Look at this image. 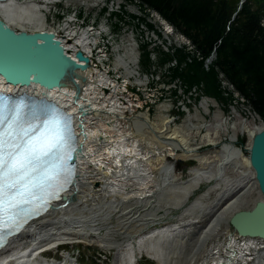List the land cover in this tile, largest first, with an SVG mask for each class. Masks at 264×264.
<instances>
[{
    "label": "rangeland",
    "instance_id": "rangeland-1",
    "mask_svg": "<svg viewBox=\"0 0 264 264\" xmlns=\"http://www.w3.org/2000/svg\"><path fill=\"white\" fill-rule=\"evenodd\" d=\"M18 1L24 3L31 0ZM51 1L53 2L54 0ZM239 1L236 0V2ZM16 7V5L10 4L9 8L16 11ZM49 9V11L43 12L48 29L52 27L56 31L63 29L62 32L65 33L64 17L72 14L78 15L76 26L80 25L83 28L80 30L81 35L75 39L83 36L88 40L90 37L91 40L89 39V41H93V44L96 41L101 42V50L108 47L107 54H104V57L97 54V66L104 70L100 71V73H103L105 78V73L109 71L111 77L120 81L119 87H122L125 93L116 94L117 90L112 86L109 88L108 93L117 95L116 99L122 98L126 101L125 106L131 107L124 114L126 117L143 114L149 117L150 124H158L162 122V119H168L171 121L172 129L178 130L182 137L188 140L194 148H197V151L194 152V157H187L182 149L175 152L171 151L173 155L164 157L168 153V151L166 152L168 146L155 141V136L152 133H149L148 136L146 135L147 137L138 135L141 147L144 148L143 151L146 154L148 153L149 160L153 162L151 166L147 167L149 173L147 178L145 174L142 176L145 177L143 181L148 179L149 184L153 186L151 191L149 190L150 192L147 191V194L151 195L149 199H146L149 202L141 201L137 203L138 205H133L132 203L136 201L132 200L130 206L125 210L130 211V213H127L119 220L120 212H113L111 213L113 217L108 220L111 223L102 227L98 225L101 229L92 231L96 238H90L83 244L68 245V250L66 251L57 252L54 250L52 258H54L55 254V257L61 259L57 263L62 264H160L161 262L154 259V257H150L146 252L145 246L147 243H142L141 237L150 235L155 232V229H164L176 225L179 228L181 224L199 220L201 217L207 218L218 202L221 200L223 202L232 195L236 185L242 184L244 180L249 179L251 176L255 180L253 169L248 168L244 161L239 162L241 167L234 162L227 163L223 166L224 168L222 167L219 170L218 162H212L214 158H208L205 164L199 161V158L211 155L213 151L219 150L223 143L229 142L230 135L234 133L233 128L236 127L235 146L239 149L241 148L243 158L247 159L250 140L249 135L243 131L242 125L244 121H250L253 116H257L260 119L261 117L254 113L245 99L242 100L236 95L228 103H225L223 100L203 95L197 89H192L188 92L181 85L180 80L171 81L169 67L175 65L176 60L173 59L161 65L160 56L158 57V55H161L162 50L174 53L176 49L183 47L187 53H192L190 48L187 47L188 41H185L175 29L169 28L166 20L162 22L161 19H158L157 13L154 11L148 13L137 2L130 0H58V2L51 3ZM37 13L39 12L30 10L28 15L29 17H35ZM91 26L95 28V31L87 35L84 29L88 28L91 30ZM26 27L28 30H34L37 25L28 24ZM66 36L70 37L71 35ZM147 42L150 44L149 49L152 53V58L151 64L148 65L150 68L145 69L141 59L144 57L143 52ZM130 51L133 52V56L136 59V62L130 66L133 72L131 80L128 79L127 68L120 66L118 63V57L128 55ZM214 58H209L205 65L211 63ZM191 60L190 55L187 61L191 62ZM221 87L224 92H233L223 80L221 81ZM176 88L177 93L174 94V89ZM225 95L229 96L228 93H225ZM208 98L213 100L209 108L204 105L205 100ZM198 109L199 111L202 109L200 111L202 114L200 113L198 114L199 116H196ZM193 117L199 121L189 122L188 120L193 119ZM120 127L121 131H127L125 121ZM217 133H221V143L217 146L211 145ZM241 138L245 140L244 143L240 142ZM162 159L164 160L162 161ZM164 163L168 165L169 169L171 168V176L176 179H186L193 167L206 168L213 178L204 179L201 177L198 188L185 200V194L183 189H181L182 186L169 183L159 177L160 167ZM255 185H251L249 194L245 193L243 195V200L237 209H250L261 198L262 195L258 186L256 183ZM172 192L173 196H171ZM134 214L137 215V218H134ZM136 219L137 223L135 224ZM118 221L123 222L121 225L126 224L124 231L119 229L122 226H118ZM202 227L205 226L200 223H192V225L189 224L184 228L181 227L178 233L163 235L158 237V239L154 238L152 242L162 249V253L165 251V254L170 253V256L175 253L174 264H186L188 262L187 257L195 252L199 246L200 235L204 229ZM88 230L90 229L88 228ZM113 230L116 236L109 234ZM130 230H132V233H129ZM231 234L237 235L233 227L229 223L228 225L225 222L221 224L219 230L202 244L201 251L195 257L197 258L196 263L199 264L206 261L209 256L208 253L213 251L218 245L220 249L225 251L227 256ZM106 236L110 240L103 239V242L101 237ZM69 238L67 239L68 241H79L72 237ZM245 242L241 243L247 245ZM48 244L45 242L44 246ZM131 249L138 251L135 252V259L132 256L134 260L130 259L131 255H134ZM261 249L253 251L255 253L253 256L256 259L258 256H264V248L263 251ZM217 251L218 249L214 250L213 253L217 254ZM130 252L133 254H130ZM246 252L249 253L244 247L242 249L243 254L241 252L238 254L242 258L241 263H238L246 264L243 258L245 256L252 257L248 254L245 255ZM52 258L49 259L51 264L55 262ZM64 260L67 262L64 263ZM252 262L253 260L249 261V264H253Z\"/></svg>",
    "mask_w": 264,
    "mask_h": 264
},
{
    "label": "bare ground",
    "instance_id": "bare-ground-1",
    "mask_svg": "<svg viewBox=\"0 0 264 264\" xmlns=\"http://www.w3.org/2000/svg\"><path fill=\"white\" fill-rule=\"evenodd\" d=\"M55 1L58 2V0H54L53 2ZM53 2L51 0H31L21 3L18 0H0V18L5 19L6 23H9L19 31L28 30L26 25L34 24L37 25L34 30L40 29L54 32L56 37L61 39L67 49L66 51L74 58L76 57L75 51H83L89 57V62H82L88 64V66L85 69H78L76 71V82L64 81L65 84L60 88L48 90L37 84L15 86L8 84L0 76V90L7 93L10 92L11 94L22 92L35 97L53 99L61 107L65 108L66 112L73 116L74 127L77 128V131L76 129L75 131L79 136L78 148L80 147V151L77 150L76 152L78 175L71 188L64 192V199L54 203L53 207L45 215L29 224L0 251V264H44V260L35 254L36 249L34 247L36 245L44 242L49 243L48 245H53L59 241L70 239L69 237L78 239V242L86 243V240L93 237L96 238L92 231H99L102 226H107L108 223H111L108 221L111 220L109 218L113 217L111 213L119 211L118 217L120 220L127 213H130V211L125 210L130 206L132 200L136 201L132 203L133 205H138L137 203L149 199L151 195L147 194V191H151V187L153 186L149 184L148 179L144 181L143 179L147 178L149 174L147 167L151 166L153 162L149 160L148 153L146 154L143 151L144 148L141 147L138 135L147 137L149 133H152L155 136V141L168 146L166 149L168 153L164 157L173 155V152L179 149L185 151L184 153L187 157H194V152L197 151V148H194L188 140L182 137L178 130L172 129L171 121L168 119H162V122L158 124H150V119L146 115L139 114L132 117L124 115L131 107L125 106L126 101L122 98L116 99L117 95L108 93V91L111 87L110 84L116 88V94L118 95L124 94L125 91L116 83V78L110 76L109 71L105 73V78L104 74L100 73V71L104 70L94 65L91 52L93 41H89L91 38L89 37L87 40L81 36L75 39L81 35V31L76 30L71 24L69 26L64 25V34L61 32L57 33L54 27L49 29L46 27L47 21L43 12L49 11L50 4ZM10 4L17 6L16 11L9 8ZM30 10H35L39 13L35 17H29L28 12ZM156 16L162 22L164 21L160 15L157 14ZM66 35H71L72 37H67ZM135 62V56H133V52L131 51L128 55L118 57L119 65L127 68V76L130 80L133 76L130 66ZM107 77L110 78L111 82H108L109 79ZM77 85L81 86V92L76 98ZM212 102L213 100L208 98L205 100L204 105L209 108ZM200 111L198 109L195 115L199 116ZM123 121L127 125V131H121L120 126L123 125ZM188 121L194 122L199 120L193 117V119H189ZM78 124H82V128ZM263 126V122L257 116H253L250 121L243 122L242 129L249 135L250 144L254 135ZM233 131L234 133L229 137V142L223 143L222 147L219 150L213 151L211 155L199 158V161L205 164L208 158H214L212 162H218L219 170L227 163L234 162H236L237 166L241 167L240 161H244L246 166L251 168L249 156L247 159H244L242 150L235 146L237 128H233ZM220 137L221 133H217L211 145L217 146L221 143ZM160 169L159 177L169 183L182 186L181 189H183L185 194V200L198 188L201 177L204 179L213 178L208 170L203 167H193L188 177L184 180L171 176L172 170L165 163L162 164ZM143 174H145V177H142L144 176ZM253 179V176H251L249 179L244 180L242 184L236 185V189L232 195L223 202L222 200L218 202L211 214H209L210 216H206L207 218L201 217L199 220L181 224L179 228L176 225L164 229H155V232L150 235L141 237V242L147 243L145 246L146 252L150 257H154V259L161 262L160 264H174L175 253L171 256L170 253L165 254V251L162 253V249L157 247L152 240L154 238L158 239V237L163 235L178 233L181 227L184 228L189 224L200 223L205 227H202L204 229L200 235L199 246L195 252L187 257L188 262L186 263L197 264V258L195 257L201 251L202 244L219 230L221 224L225 222L228 225L230 216L242 202L243 195L245 193L249 194L251 192V185H255L256 182ZM171 196H173V192ZM148 202L146 201V203ZM128 203L129 205L127 206ZM134 218H137V215ZM122 223L118 221V226ZM121 226L119 229L123 230L126 224ZM88 228L90 230L87 231ZM129 233H132V230ZM109 234L116 236L114 230L111 233L109 232ZM107 237H101L102 241L103 239H108ZM230 238L231 242L227 249V256L225 251L220 249L218 245L214 248V250L218 249L217 254L213 253L214 250L210 251L206 261L199 264H240L242 258L238 254L242 253L244 247L249 251L245 255L252 256H245L243 258L246 264H249V261L251 262L252 260L253 264H264V256H258L257 259L253 256L255 249L262 248L261 250L263 251L264 239L243 237L238 233L237 235L231 234ZM236 241L238 242L236 243ZM243 241H246L247 245H243L241 243ZM131 251L134 255H131L130 259H132V256L133 258L135 257V252H138L136 249H131ZM2 257H4L5 262ZM8 258H12V261H8ZM251 258L253 259L251 260ZM48 264H51V262L48 261ZM52 264L62 263L53 262Z\"/></svg>",
    "mask_w": 264,
    "mask_h": 264
},
{
    "label": "trees",
    "instance_id": "trees-1",
    "mask_svg": "<svg viewBox=\"0 0 264 264\" xmlns=\"http://www.w3.org/2000/svg\"><path fill=\"white\" fill-rule=\"evenodd\" d=\"M130 1L160 15L193 44L194 54L178 48L174 53L162 50L158 55L161 65L176 60L169 67L171 81L180 80L188 92L197 89L228 103L234 94L222 90L223 75L264 122V0ZM146 44L141 62L148 69L152 53ZM213 54L214 60L206 66Z\"/></svg>",
    "mask_w": 264,
    "mask_h": 264
},
{
    "label": "water",
    "instance_id": "water-1",
    "mask_svg": "<svg viewBox=\"0 0 264 264\" xmlns=\"http://www.w3.org/2000/svg\"><path fill=\"white\" fill-rule=\"evenodd\" d=\"M66 50L52 31H19L0 18V76L8 84H37L52 90L62 87L68 80L76 82V71L88 66L82 61L88 63L89 57L80 50L74 58ZM76 89L77 98L81 86L77 85ZM248 150L250 166L262 196L252 208L235 210L229 224L240 236L264 239V126L254 135Z\"/></svg>",
    "mask_w": 264,
    "mask_h": 264
},
{
    "label": "snow or ice",
    "instance_id": "snow-or-ice-1",
    "mask_svg": "<svg viewBox=\"0 0 264 264\" xmlns=\"http://www.w3.org/2000/svg\"><path fill=\"white\" fill-rule=\"evenodd\" d=\"M4 100L0 95V242L5 239L4 230L15 222L18 210L39 199L36 190L59 180L55 169L46 170L42 181L35 176L41 171V162L54 156L65 143L58 121L17 134L8 123L10 117L4 115Z\"/></svg>",
    "mask_w": 264,
    "mask_h": 264
},
{
    "label": "built area",
    "instance_id": "built-area-1",
    "mask_svg": "<svg viewBox=\"0 0 264 264\" xmlns=\"http://www.w3.org/2000/svg\"><path fill=\"white\" fill-rule=\"evenodd\" d=\"M70 17H74V18H71L70 19ZM77 18H78V15H70V16H68V17H64V25L65 26H69V24H71L76 30H78V31H80L82 28H83V26H80V25H78L79 26V28H78V26H76V23L78 22L77 21ZM164 20V19H163ZM167 24H168V26H169V28H172V29H174L173 28V26L172 25H170L168 22H166ZM62 30L63 29H60V30H58V31H56L57 33H59V32H61V33H63L62 32ZM84 30H86V33L89 35V33L90 32H93V31H95V28L93 27V26H91V30H89L88 28L87 29H84ZM176 31V30H175ZM64 34V33H63ZM180 34V33H179ZM185 40H187L188 41V48H190V50L192 51V54H194L195 53V50H194V46H193V44L190 42V40L189 39H187L184 35H182V34H180ZM94 36H95V34H94ZM108 48V47H107ZM107 48H105L104 50H101L102 49V45H101V42H95L94 44H92V48H91V52H92V60L94 61V65H97V62H98V57H97V54H100L102 57H104L105 55L104 54H107V51H108V49ZM184 48V47H183ZM98 51V52H97ZM75 53H76V51H75ZM76 55V54H75ZM101 57V58H102ZM212 57H215V54H213L210 58H212ZM76 58V57H75ZM107 60V59H106ZM208 61V60H207ZM83 63V62H82ZM210 64V63H209ZM209 64H206V66H208ZM109 74H110V72H109ZM108 79H109V81L108 82H111L110 81V78L108 77ZM223 80V82L233 91V94L234 95H236V96H238L239 98H241L242 100H244L241 96H240V94H239V92H237V91H235L234 90V88L232 87V85L226 80V79H224L223 78V75H221V81ZM119 80L118 79H116V83L119 85ZM111 86V85H110ZM250 147V146H249Z\"/></svg>",
    "mask_w": 264,
    "mask_h": 264
}]
</instances>
